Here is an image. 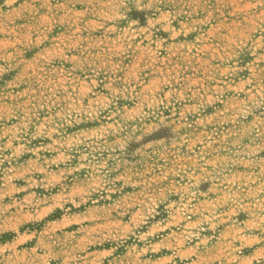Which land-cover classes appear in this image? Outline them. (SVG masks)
Masks as SVG:
<instances>
[{"label": "rangeland", "instance_id": "rangeland-1", "mask_svg": "<svg viewBox=\"0 0 264 264\" xmlns=\"http://www.w3.org/2000/svg\"><path fill=\"white\" fill-rule=\"evenodd\" d=\"M0 264H264V0H0Z\"/></svg>", "mask_w": 264, "mask_h": 264}]
</instances>
